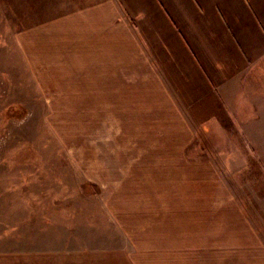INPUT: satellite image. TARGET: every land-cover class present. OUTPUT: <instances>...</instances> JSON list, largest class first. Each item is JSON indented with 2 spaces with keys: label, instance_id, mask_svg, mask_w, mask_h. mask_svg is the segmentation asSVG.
<instances>
[{
  "label": "rangeland",
  "instance_id": "rangeland-1",
  "mask_svg": "<svg viewBox=\"0 0 264 264\" xmlns=\"http://www.w3.org/2000/svg\"><path fill=\"white\" fill-rule=\"evenodd\" d=\"M62 4L0 0V264H219L232 255L207 248L264 247L255 211L264 150L245 144L237 128L220 135L194 126L180 141L178 128L158 126V175H147L125 166L133 112L63 109L79 106V97L80 106H94V96L40 91L15 39L70 9ZM169 114L158 111V123ZM247 150L257 160L241 158ZM202 182L207 198L227 194L223 214L197 205Z\"/></svg>",
  "mask_w": 264,
  "mask_h": 264
},
{
  "label": "crops",
  "instance_id": "crops-1",
  "mask_svg": "<svg viewBox=\"0 0 264 264\" xmlns=\"http://www.w3.org/2000/svg\"><path fill=\"white\" fill-rule=\"evenodd\" d=\"M62 6L70 9L18 33L16 48L43 94L94 96L88 98L94 106H80L79 97V106L63 109L133 112L126 119L132 138L126 167L158 175V126L178 128L180 141L194 126L220 135L224 126L235 127L245 144L264 150V0H63ZM158 111L169 112L170 121L158 123ZM243 153L257 160L256 150ZM197 187L203 192L197 205L223 214L227 194L217 202L206 197V182ZM260 200L255 211L262 223ZM226 249L206 250L233 256L219 264H264V247Z\"/></svg>",
  "mask_w": 264,
  "mask_h": 264
}]
</instances>
